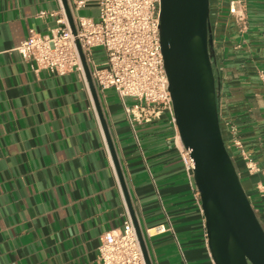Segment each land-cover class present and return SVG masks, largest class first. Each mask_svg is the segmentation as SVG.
<instances>
[{
	"label": "crops",
	"instance_id": "1",
	"mask_svg": "<svg viewBox=\"0 0 264 264\" xmlns=\"http://www.w3.org/2000/svg\"><path fill=\"white\" fill-rule=\"evenodd\" d=\"M66 1L74 23L98 18L91 0ZM244 5L243 26L226 0L218 3L217 101L249 155L233 149L264 227V0ZM62 17L69 22L63 0H0V264H98L104 233L120 231L130 214L88 80L36 72L17 51L31 30L51 33ZM95 88L151 264H215L171 114L140 126L138 144L124 112L122 128L107 93ZM167 216L177 241L169 231L147 233Z\"/></svg>",
	"mask_w": 264,
	"mask_h": 264
},
{
	"label": "water",
	"instance_id": "2",
	"mask_svg": "<svg viewBox=\"0 0 264 264\" xmlns=\"http://www.w3.org/2000/svg\"><path fill=\"white\" fill-rule=\"evenodd\" d=\"M74 34L76 25L63 0ZM219 0H160V38L168 91L180 139L194 164L215 264H264V227L244 190L228 141V125L218 112V75L222 45L214 41ZM81 60L104 128L126 202L143 251L151 264L112 143L89 66Z\"/></svg>",
	"mask_w": 264,
	"mask_h": 264
},
{
	"label": "built area",
	"instance_id": "3",
	"mask_svg": "<svg viewBox=\"0 0 264 264\" xmlns=\"http://www.w3.org/2000/svg\"><path fill=\"white\" fill-rule=\"evenodd\" d=\"M91 1L98 9V18L79 16L75 21L76 34L62 17L58 20L61 27L51 33L31 30L30 35L17 47L18 53L36 72L46 70L57 75L76 72L87 82L79 43L95 85L104 97L107 90H114L138 144L140 126L161 119L165 111L171 114V122L180 140L167 88L168 79L161 47L160 0ZM226 1L228 14L237 24L244 26V0ZM86 3L87 0H78L77 6L84 7ZM96 48L103 50L99 60L94 55ZM127 99H131L132 104ZM228 141L232 151L237 148L244 159L248 160L249 155L242 149L235 126L228 125ZM180 152L186 169L194 179V164L190 156L184 147ZM249 168L253 169L252 166ZM168 231L174 234L177 241L174 226L168 216L167 223L147 229L149 236ZM98 264H145L130 214L124 219L120 231L104 233L98 248Z\"/></svg>",
	"mask_w": 264,
	"mask_h": 264
},
{
	"label": "rangeland",
	"instance_id": "4",
	"mask_svg": "<svg viewBox=\"0 0 264 264\" xmlns=\"http://www.w3.org/2000/svg\"><path fill=\"white\" fill-rule=\"evenodd\" d=\"M103 50L101 48H96L95 51H94V55H95V58L97 60L100 59V56H102L103 54ZM107 93V96H108V100H109V103L114 107V113H115V117L116 119H118V125H122V126H119V127H122L124 128V122L121 121L123 118H120V117H123V108H122V105L120 103V101L118 100V97L116 96L115 92L113 89H109L106 91ZM128 103L129 104H132V100L131 99H127Z\"/></svg>",
	"mask_w": 264,
	"mask_h": 264
},
{
	"label": "trees",
	"instance_id": "5",
	"mask_svg": "<svg viewBox=\"0 0 264 264\" xmlns=\"http://www.w3.org/2000/svg\"><path fill=\"white\" fill-rule=\"evenodd\" d=\"M232 152H233V160H234L235 166H236L237 171H238V166H237V163H236L235 158H234V156H235V151H232Z\"/></svg>",
	"mask_w": 264,
	"mask_h": 264
}]
</instances>
